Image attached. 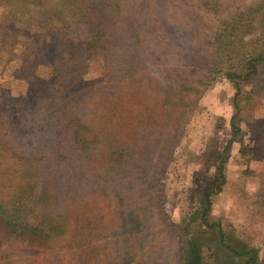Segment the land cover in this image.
<instances>
[{
  "label": "trees",
  "instance_id": "obj_1",
  "mask_svg": "<svg viewBox=\"0 0 264 264\" xmlns=\"http://www.w3.org/2000/svg\"><path fill=\"white\" fill-rule=\"evenodd\" d=\"M9 4L0 44L10 53L21 47L14 56L29 90L17 134L0 137V264H184L168 177L200 99L221 75L236 109L264 91V0L228 8L226 18L220 0ZM29 7L44 19H30ZM209 15L219 19L202 33ZM94 56L103 58L102 75L87 81ZM231 124L235 140L236 117ZM225 158L217 159L219 192ZM34 205L43 213L32 225ZM211 208L205 197L203 226ZM15 250L36 257L24 262Z\"/></svg>",
  "mask_w": 264,
  "mask_h": 264
},
{
  "label": "rangeland",
  "instance_id": "obj_2",
  "mask_svg": "<svg viewBox=\"0 0 264 264\" xmlns=\"http://www.w3.org/2000/svg\"><path fill=\"white\" fill-rule=\"evenodd\" d=\"M11 1L0 0V23L4 22V14L14 8L9 4ZM220 1L226 6L221 16L226 18L230 13L228 8L233 10L258 0ZM178 9L182 10L180 6ZM26 12L34 21L45 17L40 9L29 7ZM209 16L204 20L202 33H209L219 19ZM182 34L184 28L179 26L175 36L179 38ZM20 49L16 46L10 53V48L0 44V137L9 135L10 130L14 136L17 134L16 121L26 106L23 103L29 84L25 74L20 73V61L14 56L19 57ZM102 66V57L90 58L85 79L98 80ZM49 73V67H39L40 76L46 77ZM255 85L253 81L244 89L252 91ZM235 94L232 83L221 75L202 96L168 177V207L179 229L183 230L184 264H264V91H252V100L247 104L240 101L237 109ZM35 96L39 100L38 91ZM233 117L239 127L235 140H232L237 133L231 124ZM28 124H24L23 131ZM23 139L28 141L31 135ZM212 150L217 151L213 158ZM224 154L226 184L219 192L217 159ZM205 197L210 198L212 206L207 226L201 223ZM42 213L41 207L34 205L27 215L28 222L37 224ZM14 254L24 262L36 257L30 250H15Z\"/></svg>",
  "mask_w": 264,
  "mask_h": 264
}]
</instances>
